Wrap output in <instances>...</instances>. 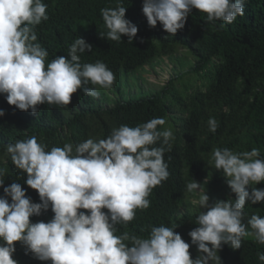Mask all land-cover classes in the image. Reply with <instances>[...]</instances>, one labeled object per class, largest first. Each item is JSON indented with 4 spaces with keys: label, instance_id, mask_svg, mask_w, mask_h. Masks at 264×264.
<instances>
[{
    "label": "clouds",
    "instance_id": "9594fccd",
    "mask_svg": "<svg viewBox=\"0 0 264 264\" xmlns=\"http://www.w3.org/2000/svg\"><path fill=\"white\" fill-rule=\"evenodd\" d=\"M244 4L245 0H143L142 12L149 26L159 23L175 36L192 9L205 13L208 22L230 24L244 15ZM47 7L43 0H0V94L9 105L33 114L41 104L69 105L78 89L98 97L99 89H110L115 79L105 63L81 62V55L93 50L81 37L70 45L67 56L46 63L49 53L37 42L35 29L49 20ZM126 12L122 0L101 9L107 29L100 32L102 38L119 42L127 36L128 43L133 42L138 27L126 19ZM4 115L0 109V117ZM165 123L153 118L135 127L121 125L106 139L88 138L50 150L35 135L7 144L0 160L6 164L5 158H10L20 179L27 174L25 187L37 191V203L20 183L5 187L6 168L0 167V264H222L218 253L223 245L240 249L250 235L264 245V217L252 214L245 223L244 212L247 202H264V189L253 186L264 182V159L256 148L238 153L212 150L209 162L222 172L235 199L210 203L202 184L194 179L186 183L185 191L199 196L192 204L202 209L195 220L198 227L188 233L191 244L175 225L151 226L146 237L128 231L117 234L118 225L126 227L138 209L150 206L152 190L170 176L164 155L175 137L170 129L158 128ZM208 127L217 131L214 117ZM49 209L53 217L39 221ZM191 246L199 253L195 259ZM257 257L264 264V252Z\"/></svg>",
    "mask_w": 264,
    "mask_h": 264
},
{
    "label": "trees",
    "instance_id": "16d2710c",
    "mask_svg": "<svg viewBox=\"0 0 264 264\" xmlns=\"http://www.w3.org/2000/svg\"><path fill=\"white\" fill-rule=\"evenodd\" d=\"M43 2L48 5L50 18L35 31L37 42L49 53L46 63L57 56H67L78 37L93 49L81 55V62L101 61L114 77L120 72L135 73L165 58L172 60L179 50L187 51L195 62L187 73L175 75L160 91L135 101H118L107 108L98 106L95 97L85 95L82 89L73 94L69 105L41 104L36 114L16 109L0 94V109L5 112L0 117V157L7 144L33 135L50 150L88 138L106 139L113 128L121 125L135 127L163 118L166 123L158 128L170 129L175 137L171 151L164 155L170 176L152 190L150 206L138 209L126 227L118 225L117 234L128 231L146 237L151 226L175 225V231L191 244L188 233L198 227L195 220L202 209L192 204L191 199L199 196L186 192V183L194 179L202 184L210 203L236 198L222 172L210 164L212 150L228 148L238 153L256 148L259 158L264 159V0H245L244 15L230 24L208 22L205 13L192 9L185 27L175 36L159 23L155 27L148 25L142 12L143 0H122L127 8L126 19L138 27L132 43H128L127 36L117 42L100 35L107 32L101 9L115 7L117 0ZM190 78L194 81L183 82ZM210 117L218 122L215 133L209 131ZM5 159L6 164L0 160V167L6 168L4 186L20 183L26 195L37 203V191L25 187L27 174L20 179L11 159ZM253 186L264 189V182ZM3 194L0 188V196ZM244 212L245 223L252 214L264 217V202H247ZM53 215L49 209L39 221L48 222ZM258 252H264V245L250 235L242 240L240 249L223 245L218 254L222 264H259ZM190 253L193 259L197 257L196 246L190 247Z\"/></svg>",
    "mask_w": 264,
    "mask_h": 264
},
{
    "label": "rangeland",
    "instance_id": "374dc122",
    "mask_svg": "<svg viewBox=\"0 0 264 264\" xmlns=\"http://www.w3.org/2000/svg\"><path fill=\"white\" fill-rule=\"evenodd\" d=\"M195 62V58L185 50H179L177 57L170 60L165 58L156 61L151 66L135 73L116 74L110 89H99L100 95L95 97V102L100 107H112L116 101L139 100L147 94L160 91L170 82L175 75L187 73ZM194 79L183 81L190 83ZM197 87V86H196Z\"/></svg>",
    "mask_w": 264,
    "mask_h": 264
}]
</instances>
